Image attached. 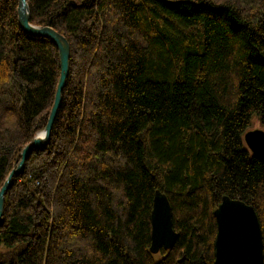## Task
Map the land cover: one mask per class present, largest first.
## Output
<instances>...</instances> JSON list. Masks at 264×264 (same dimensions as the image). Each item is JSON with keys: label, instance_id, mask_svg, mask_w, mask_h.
<instances>
[{"label": "trees", "instance_id": "1", "mask_svg": "<svg viewBox=\"0 0 264 264\" xmlns=\"http://www.w3.org/2000/svg\"><path fill=\"white\" fill-rule=\"evenodd\" d=\"M71 46L49 145L6 194L0 264H215L223 197L255 208L264 247V0H28ZM0 0V189L47 124L55 45ZM178 241L150 253L155 192Z\"/></svg>", "mask_w": 264, "mask_h": 264}, {"label": "water", "instance_id": "2", "mask_svg": "<svg viewBox=\"0 0 264 264\" xmlns=\"http://www.w3.org/2000/svg\"><path fill=\"white\" fill-rule=\"evenodd\" d=\"M17 17L20 28L26 34L48 39L55 45L60 61V78L46 126L22 148L17 157L18 164L9 173L0 189V225L4 221L6 194L12 188L15 176L24 173L26 162L33 151L45 149L50 143L53 126L63 102V90L70 75L71 46L68 39L51 26L32 24L28 0H18ZM244 142L254 156L264 159V131L246 132ZM214 216L217 224L215 264H264L262 228L253 206L225 196L215 210ZM151 222L150 253L157 255L162 249H173L179 235L173 227L170 201L160 190L155 192Z\"/></svg>", "mask_w": 264, "mask_h": 264}, {"label": "rangeland", "instance_id": "3", "mask_svg": "<svg viewBox=\"0 0 264 264\" xmlns=\"http://www.w3.org/2000/svg\"><path fill=\"white\" fill-rule=\"evenodd\" d=\"M250 130H262L264 131V127L262 126L261 122L257 119V117H254L252 120V126L249 129ZM31 156V155H30ZM27 163V162H26ZM18 164V163H17ZM16 164V165H17ZM14 184V183H13Z\"/></svg>", "mask_w": 264, "mask_h": 264}]
</instances>
